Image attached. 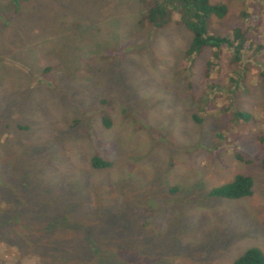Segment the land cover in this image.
<instances>
[{
    "label": "rangeland",
    "instance_id": "1",
    "mask_svg": "<svg viewBox=\"0 0 264 264\" xmlns=\"http://www.w3.org/2000/svg\"><path fill=\"white\" fill-rule=\"evenodd\" d=\"M8 2L0 264L264 257V0H207L224 8L209 35L245 32L238 62L189 52L176 20L152 30L137 0H26L13 13ZM236 176L249 197L209 196Z\"/></svg>",
    "mask_w": 264,
    "mask_h": 264
},
{
    "label": "trees",
    "instance_id": "2",
    "mask_svg": "<svg viewBox=\"0 0 264 264\" xmlns=\"http://www.w3.org/2000/svg\"><path fill=\"white\" fill-rule=\"evenodd\" d=\"M26 0H9L8 7L16 11L20 4ZM144 4V14L141 21L152 30H161L173 20H176L181 29L190 34L189 52L198 54L202 50L210 51L212 58H216L221 49L230 54L232 62L240 60V52L246 48L241 37L245 33L234 29L228 38L214 37L208 34L206 21L211 16L221 17L224 8L220 5H208L207 0H137ZM238 40L235 43V40ZM248 49H245L247 51ZM246 53V52H245ZM210 65V64H209ZM210 69L206 67L205 77L208 78ZM236 116H240L239 114ZM106 124V123H105ZM107 125V124H106ZM264 141V139H263ZM93 169L100 170L109 167V163L101 158L93 157L90 160ZM264 171V160L260 163ZM251 181L244 176H236L231 182L214 188L209 192L210 197L236 200L249 197L251 194ZM264 228V221H263ZM231 264H264L263 255L256 249H247L237 256Z\"/></svg>",
    "mask_w": 264,
    "mask_h": 264
}]
</instances>
